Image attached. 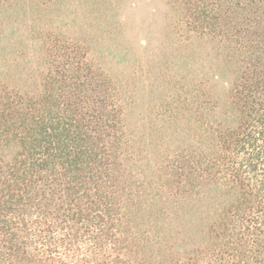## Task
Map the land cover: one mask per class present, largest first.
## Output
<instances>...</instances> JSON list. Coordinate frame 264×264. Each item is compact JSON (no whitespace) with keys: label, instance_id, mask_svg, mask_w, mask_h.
I'll return each mask as SVG.
<instances>
[{"label":"trees","instance_id":"trees-1","mask_svg":"<svg viewBox=\"0 0 264 264\" xmlns=\"http://www.w3.org/2000/svg\"><path fill=\"white\" fill-rule=\"evenodd\" d=\"M77 1L72 32L68 0L23 10L34 66L0 78V264H264V0L164 16L193 108L149 159L131 84L98 60L117 0Z\"/></svg>","mask_w":264,"mask_h":264},{"label":"rangeland","instance_id":"rangeland-1","mask_svg":"<svg viewBox=\"0 0 264 264\" xmlns=\"http://www.w3.org/2000/svg\"><path fill=\"white\" fill-rule=\"evenodd\" d=\"M171 1L173 4L169 0H117L110 15V25L117 35L104 39L99 50L98 60L103 68L131 84L133 104L128 122L145 146L143 151L148 159V152L157 154L166 141L170 146L177 144L175 128L182 122L179 109L185 106L183 114L187 116L193 108L192 77L182 69L186 64L171 63L172 58L161 51L162 43L167 44L163 38L164 16L176 14L179 4V0ZM68 2L71 12L63 23L72 32L88 21L83 20L86 11L78 6L77 0ZM34 4L35 0H20L0 6V78L11 77L13 86H22L23 80H16L18 73L34 66L29 39L33 21L23 14V10L35 8ZM165 60L168 64H164ZM216 83L218 93L228 88L224 80L218 79ZM183 99L186 101L182 104Z\"/></svg>","mask_w":264,"mask_h":264}]
</instances>
